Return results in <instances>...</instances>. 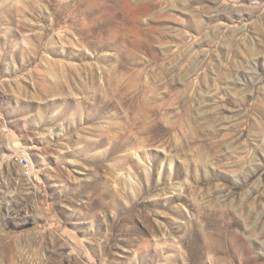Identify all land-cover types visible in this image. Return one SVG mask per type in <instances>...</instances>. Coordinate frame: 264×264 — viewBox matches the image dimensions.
I'll return each mask as SVG.
<instances>
[{
  "label": "rangeland",
  "instance_id": "374dc122",
  "mask_svg": "<svg viewBox=\"0 0 264 264\" xmlns=\"http://www.w3.org/2000/svg\"><path fill=\"white\" fill-rule=\"evenodd\" d=\"M0 264H264V0H0Z\"/></svg>",
  "mask_w": 264,
  "mask_h": 264
},
{
  "label": "built area",
  "instance_id": "2783aa9c",
  "mask_svg": "<svg viewBox=\"0 0 264 264\" xmlns=\"http://www.w3.org/2000/svg\"><path fill=\"white\" fill-rule=\"evenodd\" d=\"M17 159H20L22 162H24L28 166V158L26 156L21 155Z\"/></svg>",
  "mask_w": 264,
  "mask_h": 264
}]
</instances>
